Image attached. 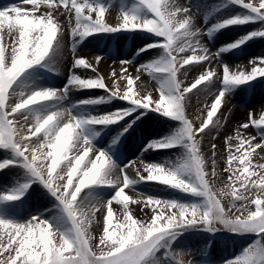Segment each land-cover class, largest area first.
I'll return each instance as SVG.
<instances>
[{"label": "snow or ice", "instance_id": "1", "mask_svg": "<svg viewBox=\"0 0 264 264\" xmlns=\"http://www.w3.org/2000/svg\"><path fill=\"white\" fill-rule=\"evenodd\" d=\"M138 2L147 14L141 16L135 11L123 12L121 21L116 26L105 22L107 7L93 4L90 0H23L24 4L32 7L29 9L13 5L0 10V148L15 152L22 159L23 167L41 179L61 203L71 225L66 230L57 228L40 217H33L25 223L0 220V264H159L157 253L162 249L168 258L165 264H169V261L173 264L174 257L170 256L169 246L171 240L192 226H209V230H214L217 223L230 231L251 233L258 237L253 246L245 249L242 255L227 264H264V164L254 166L251 160L257 148H264V143L253 144L254 137L244 138L238 133V144L234 146V150L228 143L225 171L230 173V183L226 186L229 190L221 189L217 194L212 189L209 176H215V160L213 171L209 174L196 138L209 129L210 125L219 126L217 113L222 108L227 89L219 91L207 111L206 119L199 126H195L185 116V97L199 85L205 82L210 84L216 73L208 69L188 87H182L177 73L180 68L193 62L209 60L208 50L201 47L199 40H195L199 30L192 31L190 17L177 19L178 13H187L188 9L174 7L173 0ZM232 2L264 19V0H259L258 4L245 0ZM42 7H46L47 11L41 12ZM60 9L69 14L71 36L79 34L83 38L101 32L143 31L162 38L151 45H145L143 50L159 47L164 55L141 66L159 81L158 100L134 87L139 76L125 75L126 68H122L120 73V78L126 80V90L123 92L108 90L100 76L94 79L72 76L70 84L82 88L105 89L112 97L180 121L182 126L174 136L150 142L148 147L159 150L182 145L185 149L183 158L170 165H146L145 171L149 174L147 177L140 176V180L158 182L202 197L203 204H183L148 197L147 204L152 206L153 215L147 222L137 220L129 211L131 198L124 194V189L135 182L125 173L128 165L123 169L119 168L120 172L124 173L123 186L120 187L119 177L113 179L117 166L105 153L99 152L95 160L89 157L85 162V157L92 147L90 140L83 136L80 130L87 124L115 123L129 115V112L118 111L98 117L75 118L66 110L49 109L45 115L34 111L37 106H46L56 100L66 89L36 90L27 96L21 94L17 102H11L15 96L14 85L19 78L27 69L44 61L59 47L63 28L56 20L55 13ZM253 19L254 17L250 16H237L223 21L217 28L248 23ZM257 36H264V30L250 33L244 40L228 47H239L241 43ZM197 49L200 50L199 53ZM189 50L193 55L178 60V54ZM99 59L97 57V61ZM260 64L264 65V58H260ZM74 65L95 71L84 59H74ZM115 75L113 72V76ZM261 77H264V66H253L250 72H232L224 65L221 83L225 86H239ZM101 99L86 103H98ZM66 113L69 122L61 124ZM18 115L24 117L25 123L31 116L33 124L26 128L16 119ZM251 123L257 127L264 126V116H261L259 121L252 120ZM241 127L247 128L249 125L244 124ZM41 132L43 142L36 145L32 137ZM261 140L264 141V131L261 132ZM80 141L87 147L83 149L82 154L76 152L70 155ZM212 149L215 156V144ZM100 160L105 163H99ZM11 163L13 162L0 163V169ZM257 168L260 171H257ZM93 186L117 189L113 198L107 201L103 234L95 245L99 251L94 250L91 243L93 237L88 233V226L99 209L96 204L91 203L90 198L81 195ZM26 187L28 185H25ZM253 191L255 196L250 199L247 194ZM224 196L232 197L233 207L236 201L242 202L241 208L236 209L240 215H228L229 210H226L221 199ZM4 199L15 200L19 199V196L7 194ZM113 201L123 209L122 219L116 217L115 223L111 206ZM249 203L255 206L254 211H246ZM110 228L114 230L110 231ZM115 229L120 231L117 233ZM176 264L181 262L177 261Z\"/></svg>", "mask_w": 264, "mask_h": 264}, {"label": "rangeland", "instance_id": "2", "mask_svg": "<svg viewBox=\"0 0 264 264\" xmlns=\"http://www.w3.org/2000/svg\"><path fill=\"white\" fill-rule=\"evenodd\" d=\"M90 2L107 7L105 22L112 26H116L121 21L123 12L135 11L141 16L147 14L139 5L138 0H90ZM245 2L258 4L259 0H245ZM173 4L174 7L188 9L187 13H178L177 19H183L185 16L191 18L192 31L199 30L195 40H199L201 47L208 50L207 55L209 56V60L193 62L180 68L177 79L182 82V87H188L208 69L216 73L210 84L205 82L186 95L185 116L195 126H199L206 119L207 111L210 110V105L219 91L223 88L227 89L222 100V108L217 113L220 120L219 126L210 125L209 129L196 138L209 174L213 171V160H215V176L210 175L209 182L212 189L219 194L221 189L229 190L226 186L230 183L228 180L230 173L225 171L228 143L233 146L234 150V146L238 144V139H236L238 133L244 138L254 137L253 144L264 143L261 140L264 126L257 127L251 123L252 120L259 121L261 116H264V77L239 86H225L221 83L224 65H227L232 72H250L253 66H264L260 64V58H264V36L248 39L239 47H228L237 41L244 40L250 33L264 30V19H260L250 10L233 3L232 0H173ZM13 5L29 9L32 7L24 4L23 0H0V10ZM40 11L46 12L47 8L42 7ZM92 15L95 18V13ZM237 16H250L254 19L248 23L217 28L223 21ZM55 18L63 28L59 47L44 61L27 69L19 78L14 85L15 96L12 97L11 102H17L21 94L27 96L36 90L66 89L56 100L46 106H37L34 111L45 115L49 109L66 110L75 118L98 117L118 111L129 112V115L115 123L87 124L80 130L81 134L90 140L92 149L97 151L94 153L92 149H89L85 162L89 157L95 160L99 152L105 153L117 166L113 172V179L119 177L120 187L123 186L124 175L120 169L128 165L125 173L135 182L124 189V194L129 196L131 201H138L139 198L145 200L134 203L133 213L141 216L136 218L137 220L147 222L150 220L146 217L153 215L152 206L147 204L148 197L183 204H203L202 197L158 182L140 180V176L147 177L149 174L145 171L146 165H170L178 163L183 158L185 149L182 145L159 150H152L148 147L150 142L174 136L182 126L180 121L112 97L105 89L82 88L70 84L72 76L81 79H94L100 76L108 90L123 92L126 90V80L120 78V73L122 68H126L125 75L139 76L134 87L138 88L141 93L150 94L154 100H158L159 81L141 66L164 55L159 47L143 50L145 45H151L162 38L143 31L101 32L83 38L79 34L71 36L68 12L60 9L55 13ZM197 52L199 53L200 50L197 49ZM191 55L193 52L189 50L178 54L177 58L180 60ZM97 57L100 58L99 61ZM74 59H84L92 65L95 71L75 66ZM121 61L128 63L122 64ZM97 98H102L101 102L86 103L95 101ZM194 110H196L195 114L197 113L196 118L191 116ZM16 119L26 128L33 124L31 116L27 123L23 116L18 115ZM67 122H69V117L66 113L61 124ZM244 124H248L249 127H241ZM74 133L75 131L72 133L73 137ZM230 137L231 140L228 139ZM32 141L36 145L43 142V133L33 136ZM213 144L216 145L215 156H213ZM85 147L87 145L80 141L70 155L76 152L82 154ZM251 160L254 166L264 164V148H257ZM5 161L13 163L0 169V220L25 223L33 217H40L54 227L65 230L70 228V221L61 203L49 188L40 178L23 167L22 159L15 152L11 149L0 148V163ZM98 162L105 163L103 160ZM130 162L132 163L129 164ZM256 170L260 171L258 168ZM25 185L28 187L25 188ZM116 190L115 187L93 186L81 193L82 196L90 198L91 203L96 204L99 209L88 226V233L93 237L91 243L96 251L99 249L95 248V245L98 244L102 234L94 224L96 221L101 222L100 219L105 217L107 201L113 198ZM7 194H16L19 199L6 200L4 197ZM247 195L251 199L255 196V192ZM221 199L226 210H229L230 217L240 215L236 209L241 208V201H236L233 207L232 197L224 196ZM118 205L120 206L119 211L123 213L122 206ZM112 208L116 212L117 208L114 206ZM254 210L255 206L249 203L246 211ZM215 227L214 230H209V226H192L171 240L169 246L170 256L174 257L173 264L177 261L181 264H227L228 261L242 255L244 250L253 246L258 239L255 234L236 233L219 223ZM113 230L110 228V231ZM115 231L118 233L120 230L115 229ZM157 259L159 264H165L168 258L165 257L163 249L157 253ZM169 264L172 262L169 261Z\"/></svg>", "mask_w": 264, "mask_h": 264}, {"label": "bare ground", "instance_id": "3", "mask_svg": "<svg viewBox=\"0 0 264 264\" xmlns=\"http://www.w3.org/2000/svg\"><path fill=\"white\" fill-rule=\"evenodd\" d=\"M195 112H196V110H194V111H192L191 112V116L193 117V118H196V115H197V113L195 114ZM74 132V131H73ZM74 136H75V133H74ZM140 201H145V200H142V199H138V202H140ZM131 200L129 201V211L131 212V214L134 216V218H139V217H141L140 216V214L138 215V213L135 215L134 213H133V208H135L134 207V203L131 205ZM112 206H114L115 208H117V210H116V212H114V221L116 220V217H120L121 219H122V213L119 211V208H120V206L118 205V203H116L115 201H113L112 202ZM114 208V209H115ZM151 216L152 215H150V216H148V217H146L148 220H150V218H151ZM100 221L101 222H95V224H94V226L96 227V229H98V231L101 233V234H103V222H104V217L103 218H101L100 219Z\"/></svg>", "mask_w": 264, "mask_h": 264}]
</instances>
